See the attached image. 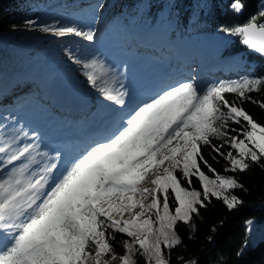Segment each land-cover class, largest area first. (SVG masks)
Returning a JSON list of instances; mask_svg holds the SVG:
<instances>
[{"label": "snow or ice", "instance_id": "1", "mask_svg": "<svg viewBox=\"0 0 264 264\" xmlns=\"http://www.w3.org/2000/svg\"><path fill=\"white\" fill-rule=\"evenodd\" d=\"M231 7L240 13L245 5L233 0ZM258 17L264 18V3ZM258 17L222 30L240 36L249 48L264 55V23H257ZM41 30L59 37L73 33L94 39L92 32L73 27ZM83 68L93 87L106 75L104 65L95 59L83 63ZM262 90L264 77L220 82L203 92L192 82L180 83L138 106L111 137L92 145L59 176L53 174L56 163L29 174L35 144L11 151L5 165L25 157L27 162L0 178V264H112L117 258L120 264H137L136 255L145 264H170L165 250L181 243L178 222L190 224L192 215L199 214L198 208L212 197L229 210L243 203L232 194L234 189L243 190V184L219 174L204 158L201 146L211 147L229 162L226 172H245L259 164L264 159V125L225 94L234 93L239 101L264 109V101L248 95ZM99 91L106 100L124 105L125 93L108 86L106 80ZM230 121L240 127L229 128ZM211 138L224 143L212 144ZM225 144L236 154L221 151ZM11 148L6 143L0 153L7 154ZM193 177L202 191L192 187ZM149 197L151 202L145 203ZM114 233L130 238L123 241L125 251L119 257L110 242L116 238Z\"/></svg>", "mask_w": 264, "mask_h": 264}, {"label": "trees", "instance_id": "2", "mask_svg": "<svg viewBox=\"0 0 264 264\" xmlns=\"http://www.w3.org/2000/svg\"><path fill=\"white\" fill-rule=\"evenodd\" d=\"M78 2L0 0V90L12 80L11 73L16 72L35 84L46 83L44 76H49L50 70L63 66L67 58L71 61L70 67L87 79L83 68L86 61L77 55L69 40L41 30L45 26L61 28L55 23L57 15L83 9L90 13L101 12V21L115 32L136 23L148 25L156 18H167L174 22L172 36L177 40L199 33L219 36L223 41L219 58L242 55L245 63L240 65V71L245 77H264V57L252 52L240 36L222 30L243 26L253 16L258 17L264 0H242L245 7L240 13L233 11V0H86L85 4H76ZM28 21L34 24L27 26ZM257 23H264V18L258 17ZM77 59L81 63H75ZM193 60L198 61L197 58ZM248 95L253 100L264 101V90ZM225 96L229 101H236L258 123L264 125V109L259 104L239 101L234 93H226ZM10 99L14 102L17 97L10 96ZM239 127L229 122V128ZM211 142L216 145L224 143L217 138H211ZM201 151L219 174L233 176L243 184V190H232V194L237 195L243 203L229 210L222 200L210 198L206 206L198 208L199 214L192 215L190 224L178 222L177 232L181 243L170 251L165 250L166 258L170 264H188L189 261H195L196 264H264V236L253 241L248 227L249 222L264 224V159L259 164H252L245 172L232 173L225 171L230 166L229 162L212 151L211 147L202 145ZM221 151L225 154L233 151L236 154L227 144ZM201 167L204 168V165L201 164ZM204 170L206 174L212 175L206 168ZM176 174L181 176L179 169ZM182 184L188 186L183 179ZM192 187L202 191L195 177ZM174 208L175 203L170 198L173 212ZM114 235L115 240L110 242L115 253L121 256L125 251L123 241L130 238L126 234ZM134 258L137 264H145L142 256L136 255ZM116 264H120V261Z\"/></svg>", "mask_w": 264, "mask_h": 264}, {"label": "rangeland", "instance_id": "3", "mask_svg": "<svg viewBox=\"0 0 264 264\" xmlns=\"http://www.w3.org/2000/svg\"><path fill=\"white\" fill-rule=\"evenodd\" d=\"M78 3L85 4L86 0H79ZM162 14L164 15V13ZM55 18H57V22H55L57 27H73L84 33H93L92 41L85 40L82 36H76L73 33L65 35L64 38L69 40L74 51L77 55H81L86 63H90L94 59L101 62L105 67L106 75L97 81V87H93L84 75L70 67L69 58L63 62V66L50 70L49 76H44L46 83L35 84L18 72L11 73V82L0 90V146L10 143L12 148L7 154L0 153V161L2 160L0 168L6 166L3 162L6 161L7 155L11 154V151L27 144H35V151L41 154L40 158L34 159L30 166L39 161H43L42 164L46 165L45 160L61 154L56 149H40L43 148L41 147L42 143L35 139L34 130L36 129L33 124L41 126L42 123H50L46 128L56 134L58 132L70 134L71 132L75 133L81 127H88L94 122L101 123L105 120L108 117L106 112L108 107L116 106L112 101L106 100L99 91V86H102L105 80L108 82V86L124 92V97H126V93L129 91L123 87L121 77L116 73L115 68L107 65L106 57L101 50L108 51L105 55H111L113 63L117 62V68L121 66L122 61L128 60L133 66L136 65L135 69L140 70L145 66L152 67L153 76H155V72L163 70L165 67L169 69L184 67L185 78H179L176 83L174 82L175 86L183 82H192L200 92L211 85L245 77L238 67L245 63L244 56L237 54L228 58H219L218 54L223 43L219 36L199 33L177 40L172 36L174 23L167 18H156L152 24L148 25L136 23L129 29L118 30V32L101 21V12L90 13L83 9L75 13L59 14ZM145 41L149 45H142V42ZM52 53L51 50L50 54ZM169 53L172 56L167 58ZM195 58L198 61L194 62ZM188 70H191V74ZM171 87V85L165 84L161 86V89L166 91ZM66 88L73 95H67L64 91ZM162 90L153 98L161 94ZM11 93L22 97L18 99L17 106L13 107L15 103L10 104L9 94ZM81 109L83 110L82 114L80 113ZM103 112L106 113L103 114ZM100 114L102 120L96 119ZM17 118L18 121H16ZM33 120H36V123ZM110 124L111 121L107 120L105 128H108ZM103 141L105 140L98 138L90 144L88 149ZM88 149L74 158L73 155H70L72 160H76ZM22 163L24 162L16 163L6 170L4 174L7 175L3 176V173H0V178H6L14 168H18ZM70 164L71 162L68 163V166ZM144 186L152 187L147 184ZM150 202L151 197L145 201V203ZM248 224L253 241L264 236V224L256 222ZM115 254L117 257L120 256L118 253ZM106 258L110 259V256ZM118 261L117 258L112 261V264H116Z\"/></svg>", "mask_w": 264, "mask_h": 264}, {"label": "bare ground", "instance_id": "4", "mask_svg": "<svg viewBox=\"0 0 264 264\" xmlns=\"http://www.w3.org/2000/svg\"><path fill=\"white\" fill-rule=\"evenodd\" d=\"M166 51L169 52V50H166ZM157 56L159 57V55H157ZM128 63H130V62H128ZM124 64H126V63H124ZM107 65L114 67V66H113L114 63H112V62H110V63L107 64ZM131 67H133V66H131ZM150 69H151V67L148 66V70H150ZM143 80L146 81V80H147V77L144 76ZM160 81H161V78H160ZM149 85L152 86V84H149ZM150 86H149V87H150ZM171 86H173V85H171ZM146 87H147V85H146L144 88H146ZM64 91L67 93V95H70V96L73 95V94L69 91V89H67V88H66ZM15 118H16V117H15ZM16 121H18V118L16 119ZM47 125H50V123H47ZM53 139H57V138H53V137H51V138H50V142H52ZM52 144H53V143H52ZM40 149H44V148H40ZM32 155L34 156V159H39L40 156H41V154H40L39 152H37V151H35V153H33ZM60 158H62L61 155H60V156H54L52 159L45 160L44 162H46V165H50L51 163H56L57 166H58L59 164H61L60 166H62V162L60 161ZM26 160H27V157L22 158L20 161H16V162H14V163L11 164V165H6V166L0 168V173H3V176H4V175H7V174H4V172H5L6 170H9V169H10L11 167H13L16 163H19V162H24V163H25ZM62 161H64V160H62ZM42 162H43V161H39L38 163H36V164L30 166V168H29V174H31V173H33V172H35V173H39V172L41 171V169H43V168L46 166V165H43Z\"/></svg>", "mask_w": 264, "mask_h": 264}, {"label": "water", "instance_id": "5", "mask_svg": "<svg viewBox=\"0 0 264 264\" xmlns=\"http://www.w3.org/2000/svg\"><path fill=\"white\" fill-rule=\"evenodd\" d=\"M247 24V23H246ZM245 25V24H244ZM251 49V48H250ZM251 51H253L255 54H257V55H260V56H262V57H264V55H261V54H259L258 52H256L255 50H253V49H251Z\"/></svg>", "mask_w": 264, "mask_h": 264}]
</instances>
